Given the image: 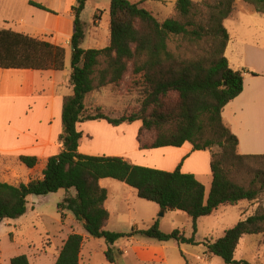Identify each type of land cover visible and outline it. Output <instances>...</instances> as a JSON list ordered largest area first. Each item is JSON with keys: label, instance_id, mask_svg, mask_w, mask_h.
Returning a JSON list of instances; mask_svg holds the SVG:
<instances>
[{"label": "trees", "instance_id": "16d2710c", "mask_svg": "<svg viewBox=\"0 0 264 264\" xmlns=\"http://www.w3.org/2000/svg\"><path fill=\"white\" fill-rule=\"evenodd\" d=\"M109 1L110 44L102 50L82 47L88 26L81 16L89 0H77L73 7L72 94L63 100L61 150L47 160L42 180L18 185L0 182V224L25 216L30 196L74 190L75 196L68 194L58 204L59 214L72 213L89 236L104 239L108 246L106 260L117 264L116 244L136 235L161 243H200L195 234L188 238L180 230L162 232L159 221L129 234L106 231L110 219L105 207L108 193L100 180H117L165 212L186 214L197 231L199 219L212 216L221 207L253 202L264 193V156L240 155L239 141L222 118L224 108L244 89V72L231 69L225 56L229 34L224 22L238 0H203L201 4L177 0L179 17L163 22L141 7L142 2ZM242 1L264 15V0ZM30 5L50 12L41 4ZM65 57L62 46L10 30L0 31V69L62 72ZM128 76L143 95L138 111L112 118L102 108L88 110L86 100L91 94L107 87L120 88ZM94 121H105L113 127L141 122L137 137L140 150L180 148L186 143L193 146V151L220 148L222 152L211 153L208 195L194 174L181 171L182 163L175 171L166 172L136 166L121 157L82 154L84 135L78 125ZM144 133L148 134L147 141L142 139ZM18 160L28 169L39 164L37 157L20 156ZM242 175L247 179L241 180ZM252 235H262L264 244V215L239 221L222 238L205 246L210 255L225 264H249L235 261V253L241 239ZM83 244L82 235H69L55 264H80ZM10 264L30 261L22 255L12 258Z\"/></svg>", "mask_w": 264, "mask_h": 264}, {"label": "rangeland", "instance_id": "374dc122", "mask_svg": "<svg viewBox=\"0 0 264 264\" xmlns=\"http://www.w3.org/2000/svg\"><path fill=\"white\" fill-rule=\"evenodd\" d=\"M29 1L53 9L58 7L57 2L60 0H0V29L20 32L24 26H27L29 28L23 29V31L32 33V29H30V10L38 14L45 13L31 9ZM63 1L66 2L67 0ZM129 1L133 3L142 2L141 7L150 11L161 22L169 18L177 19L179 17L175 9L177 0ZM192 1L201 4L203 0ZM53 3H56V5ZM100 19H102V22L96 33L97 29L94 26ZM81 20L89 25V32L87 28L88 35L82 46L83 49L102 50L109 46V0H89ZM65 42L60 40V44L66 51L65 62L67 68L64 73L55 74L57 79H61L59 87L51 79L47 82L48 85L44 83L45 87L41 88L43 83L40 79H45V76H37V89L34 96L44 94L52 96L54 93L58 94L59 91H61L62 96L72 94L70 80L63 78L72 73L71 45H66ZM31 81L29 79L28 83H31ZM41 97L38 96L37 99ZM30 99H25L24 102L29 103ZM142 101L143 95L140 88L131 85V78L128 76L120 88L107 87L91 94L86 100V106L89 111L102 108L110 117L120 118L138 111ZM82 128L83 131L94 136L92 143L84 141L82 152H102L108 146H113L112 149L114 150L118 149L115 146L116 144L113 143V139L119 136L120 132L99 129L95 125H87V123ZM126 138L127 147L135 144L132 133L127 134ZM148 138V134L144 133L143 141H147ZM123 149V146L119 148L120 151ZM209 152L215 154L222 151L220 148L214 147ZM12 161L19 171L14 168L15 171L8 174L10 182L19 184L28 182L29 179H39L41 177V167L34 171V175L28 177L29 169L18 163L17 159ZM41 165H45L44 162ZM195 176L205 186L208 194L212 180L211 176L203 173ZM243 178L247 179L244 175L240 176L241 180ZM107 182H112L116 187L111 188L112 198L109 206L111 219L106 231L129 234L133 229L144 230L149 228L154 223L152 219H156L155 221L160 223L162 232L170 234L175 230H180L188 238L195 234L196 241L200 243L198 246L179 245L176 241L161 243L143 235H136L122 239L116 244L117 264H225L221 258L209 254L205 243L215 242L222 238L226 231L232 229L241 220L239 208H221L213 216L199 219L196 224L197 231H195L192 220L186 214L168 211L167 215L161 216V209L156 214L155 208H158V205H152L153 203L140 199L136 192L117 180L109 179ZM108 187L110 188V186ZM68 194L71 193L61 190L46 196H30L25 216L0 224V264H10L12 258L22 255L27 256L30 264H55L67 237L74 233L84 237L80 264H111L106 260L105 252L108 246L104 239L89 236L82 225L73 219L69 212L62 211L59 214L58 204ZM119 247H122L121 253L118 252ZM235 261L264 264L262 235L244 236L235 253Z\"/></svg>", "mask_w": 264, "mask_h": 264}, {"label": "crops", "instance_id": "0c3cea01", "mask_svg": "<svg viewBox=\"0 0 264 264\" xmlns=\"http://www.w3.org/2000/svg\"><path fill=\"white\" fill-rule=\"evenodd\" d=\"M76 1L67 0L64 2L60 0L57 2L58 7L53 9L43 5L50 12L31 6L30 2L34 1H29L31 9L42 11L46 16L30 10V29H32V33L23 31V29L29 28L27 26H24L20 32L10 31L22 33L58 46H62L60 40H64L66 45H69L74 34L73 7L76 5ZM53 4L56 5V3ZM101 22L102 19L97 21L98 25L94 26L97 29L96 33L100 28ZM87 26L89 32V25ZM224 27L229 34L225 56L231 69L244 72V89L241 95L224 108L222 118L225 125L239 141L238 152L240 155L264 156V15L258 13L252 5L238 0L234 6V12L225 20ZM2 30L7 29H0V31ZM66 68L65 62V70ZM64 71L0 69V182L18 185L10 182L8 174L14 172L15 170L13 169L16 168L12 160H18L20 156H31L39 159L37 167L29 169L28 177L34 175V171L41 167V177L39 179H29L25 183L33 180H42L47 160L60 152L61 143L59 136L62 133V106L66 96H62L61 91H59L60 96L59 93H54L52 96L44 94L38 95L42 97L37 99L38 96H34V93L37 89V76H45V79H40L43 83L41 88L45 87L44 83L48 85L47 82L51 79L59 87L61 79H57L55 74L64 73ZM69 76L68 74L63 78L70 80ZM28 78L32 80L31 83H28ZM29 98H31L30 102L27 101L29 103H25L24 100ZM86 123L87 125H95L99 129L120 132V135L113 139V143L116 144L115 146L118 149L114 150L112 149L113 146H108L102 152H82L84 141L92 143L94 140L92 134L83 131L82 126ZM86 123L78 125V130L83 132L84 135L80 147L82 154L121 157L133 165L166 172L175 171L182 163L181 171L183 173L208 174L212 179L211 154L209 151H193V146L189 143L184 144L180 148L166 147L140 150L137 137L142 126L141 122L123 124L119 127H113L105 121ZM129 133H132L135 144L127 147L126 135ZM121 146L124 148L122 151L119 150ZM43 162L45 165H41ZM18 163H20L19 160ZM17 170L19 171V169ZM107 180L109 179L100 180L99 184L107 190L108 195L105 207L110 214L111 190L116 185L112 182H107ZM123 185L128 187L124 183ZM129 189L131 188L129 187ZM133 191L136 192L135 190ZM70 193L73 196L76 194L74 190H71ZM157 207L155 208L156 214L160 211V207ZM229 207L239 208L240 221L256 215H264V193L253 202H241L237 206L221 208ZM167 214L168 212H165V215ZM70 215L75 219L72 213ZM152 220L155 222L156 219ZM118 249L122 251V247ZM81 256L82 251L80 260Z\"/></svg>", "mask_w": 264, "mask_h": 264}, {"label": "water", "instance_id": "95a60500", "mask_svg": "<svg viewBox=\"0 0 264 264\" xmlns=\"http://www.w3.org/2000/svg\"><path fill=\"white\" fill-rule=\"evenodd\" d=\"M164 215H165V211L162 210V212H161V216H164Z\"/></svg>", "mask_w": 264, "mask_h": 264}]
</instances>
